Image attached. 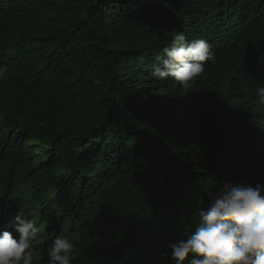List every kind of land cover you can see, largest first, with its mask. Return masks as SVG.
Returning <instances> with one entry per match:
<instances>
[{
    "label": "trees",
    "instance_id": "16d2710c",
    "mask_svg": "<svg viewBox=\"0 0 264 264\" xmlns=\"http://www.w3.org/2000/svg\"><path fill=\"white\" fill-rule=\"evenodd\" d=\"M215 53L151 76L173 33ZM264 0H0V229L19 210L72 264H173L209 190L264 183Z\"/></svg>",
    "mask_w": 264,
    "mask_h": 264
},
{
    "label": "clouds",
    "instance_id": "9594fccd",
    "mask_svg": "<svg viewBox=\"0 0 264 264\" xmlns=\"http://www.w3.org/2000/svg\"><path fill=\"white\" fill-rule=\"evenodd\" d=\"M152 65L151 76L172 79L190 90L210 62L215 61L211 43L205 38L189 39L173 33ZM258 102L264 105V85L256 86ZM207 208L195 211V230L186 240L171 243L173 264H264V183L225 181L208 192ZM44 225L19 210L12 229H0V264H34L33 250ZM47 264H72L77 246L66 236H56L46 253Z\"/></svg>",
    "mask_w": 264,
    "mask_h": 264
}]
</instances>
